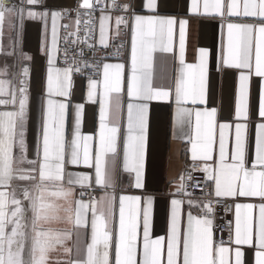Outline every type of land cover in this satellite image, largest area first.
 <instances>
[{
    "label": "snow or ice",
    "instance_id": "snow-or-ice-1",
    "mask_svg": "<svg viewBox=\"0 0 264 264\" xmlns=\"http://www.w3.org/2000/svg\"><path fill=\"white\" fill-rule=\"evenodd\" d=\"M168 7L169 0H142L139 9L133 0H75L74 6L0 0V264H53L52 253L61 250L69 258L55 264H264V0H190L181 18L164 14ZM190 17L219 24L216 71L236 73L230 120L208 106L210 50L197 48L194 62H187ZM97 20L105 49L122 29L125 36L130 32L128 59L103 63L101 79L93 78L101 75L99 64L83 59L84 46L96 54L88 41ZM26 22L42 25L46 57L31 144ZM61 28L63 67L57 66ZM158 56L170 57L171 64L158 66ZM87 69L93 71L85 100L99 103L95 133L82 130L84 104H71L73 75ZM253 78L259 80L255 111ZM154 101L172 107V136L186 143L192 162L191 171L169 181L166 234L155 237L156 196L145 191ZM191 172L202 173V181L192 184ZM125 175L139 195L124 192ZM190 186L201 188V195ZM219 207L232 214L224 227L216 223ZM60 224L67 227H53ZM225 228L228 238H217Z\"/></svg>",
    "mask_w": 264,
    "mask_h": 264
},
{
    "label": "crops",
    "instance_id": "crops-1",
    "mask_svg": "<svg viewBox=\"0 0 264 264\" xmlns=\"http://www.w3.org/2000/svg\"><path fill=\"white\" fill-rule=\"evenodd\" d=\"M60 3L73 6L75 0H59ZM137 8L142 7V0H133ZM190 0H169V7L164 14L176 15L178 18L184 17L186 12V4ZM140 14H149L146 10L140 11ZM191 23L187 37V62L192 63L195 59V50L199 47H207L210 50L209 68L210 82L208 90V106L218 107L222 119H231L234 112L235 103V87L236 73L229 72L222 75L216 71V57L221 44V30L218 22L208 19H197L190 17ZM114 28V19H113ZM42 25L35 22H26L23 34L22 49L31 55L32 60L30 67V91L32 95L33 123L30 125L29 142L33 141L34 125L36 116V98L40 93L46 78V57L40 51ZM175 43L179 44V29L177 26L175 34ZM99 41V23L97 29V42ZM110 42V41H109ZM7 45V38L4 40ZM130 52V51H129ZM14 58H8V63H13ZM4 57L0 56V66H2ZM162 62L171 64L170 57H157L158 66ZM28 63V62H25ZM103 63H120L118 61L106 60ZM101 75L102 78V65ZM58 66V65H57ZM61 67V66H59ZM15 71H20V64L17 63ZM87 91V79H73V93L71 96V104L83 103L85 106L83 132L95 133L98 127L99 103L86 102L85 94ZM259 80L253 78L251 85V106L253 110L258 107ZM172 107L166 102H152L150 105V131H149V152L146 163L145 173V191L153 193L156 196L153 213V236L165 235L167 229V217L170 196L167 195L172 190L170 180L178 178L182 168L191 162L190 153L185 154L184 149L186 143L180 139H174L170 128V114ZM126 116V109H125ZM73 119V109L71 106L68 110L67 124L71 129ZM250 140L254 143V124L250 130ZM192 163V162H191ZM130 179L124 177V192L131 195H139L140 191L128 186ZM119 191V190H118ZM187 207L185 205V212ZM54 228H65L67 225H53ZM90 234V224H89ZM71 247V243H68ZM72 255H75L73 252ZM252 254H248L249 262H251ZM59 258L66 260V256L62 250L52 253L51 259L53 264Z\"/></svg>",
    "mask_w": 264,
    "mask_h": 264
},
{
    "label": "built area",
    "instance_id": "built-area-1",
    "mask_svg": "<svg viewBox=\"0 0 264 264\" xmlns=\"http://www.w3.org/2000/svg\"><path fill=\"white\" fill-rule=\"evenodd\" d=\"M96 15H99V12L97 11ZM61 23H68L67 20L61 21ZM97 29H98V20L96 21V27L93 31V33L89 36V43L90 44H96V54L95 56L93 55V52L91 50H89V48L87 46H84V57L83 59L88 60L89 62L93 63V64H99V68L101 69V64L104 60H116V61H125L128 58V43L130 42V32L125 36L123 34L124 30L122 29V35L119 39L116 40H110V47H108L107 49H105L102 45H99L97 43ZM65 35V32L63 30V28H61L60 31V36H61V40L59 42V47L61 49V52L59 53L60 55V59L61 62H58V65L63 67L65 66L62 63L63 60V49L65 47L64 41H63V36ZM81 35H83V33H81ZM122 42H124V47L122 49H120V56L117 57L114 55L116 48L119 44H121ZM109 54L107 59H101L102 56H104L105 54ZM70 55H72V53H70ZM93 71V69H87L84 75H79V74H74L73 78H82V79H87V76L89 74H91ZM98 76H95L93 78H96ZM191 171V162L186 164L181 172H189ZM180 172V174H181ZM179 174V175H180ZM193 180L191 181L192 184L196 183L197 181H202L203 179V174L200 172H191ZM189 191L193 192L196 196L201 195V188H193V187H189L188 189ZM232 218V214L230 213H224L223 208L219 207L217 210V219H216V223L218 225V227H224L227 220ZM223 236V238L226 240L228 238V232L227 229L225 228L223 233L217 232V238H219L220 236Z\"/></svg>",
    "mask_w": 264,
    "mask_h": 264
},
{
    "label": "bare ground",
    "instance_id": "bare-ground-1",
    "mask_svg": "<svg viewBox=\"0 0 264 264\" xmlns=\"http://www.w3.org/2000/svg\"><path fill=\"white\" fill-rule=\"evenodd\" d=\"M73 6H74V5H73ZM97 43H98V42H97ZM98 44H99V43H98ZM128 51H129V43H128ZM104 61H106V60H104ZM104 61H103V62H104ZM113 61H116V60H113ZM103 62H102V63H103ZM118 62L122 63V62H125V61H118ZM58 66H59V65H58ZM100 70H101V69H100ZM98 77H99V76H98ZM98 77H96V79H97ZM74 79H75V78H74Z\"/></svg>",
    "mask_w": 264,
    "mask_h": 264
},
{
    "label": "rangeland",
    "instance_id": "rangeland-1",
    "mask_svg": "<svg viewBox=\"0 0 264 264\" xmlns=\"http://www.w3.org/2000/svg\"><path fill=\"white\" fill-rule=\"evenodd\" d=\"M17 2H18V0H17ZM74 5H75V4H74ZM129 51H130V42H129ZM127 59H128V58H127ZM127 59H126V60H127ZM126 60H125V61H126ZM100 72H101V70H100ZM99 77H100V75H99ZM99 77H98L97 79H99ZM73 79H74V78H73ZM75 80H76V79H75Z\"/></svg>",
    "mask_w": 264,
    "mask_h": 264
}]
</instances>
